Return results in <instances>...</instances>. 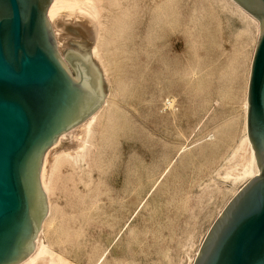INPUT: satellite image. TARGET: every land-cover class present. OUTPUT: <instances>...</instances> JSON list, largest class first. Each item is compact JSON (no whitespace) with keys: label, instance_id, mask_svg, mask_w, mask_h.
<instances>
[{"label":"rangeland","instance_id":"374dc122","mask_svg":"<svg viewBox=\"0 0 264 264\" xmlns=\"http://www.w3.org/2000/svg\"><path fill=\"white\" fill-rule=\"evenodd\" d=\"M219 6L165 0L164 35L149 38L165 42L155 54L142 38L136 51L103 46L105 64L92 58L111 98L96 125L109 141L81 171L64 164L54 183L57 212L42 240L66 264H192L246 183L231 182L246 161L244 102L259 21L228 18ZM78 29L65 23L62 31L84 39Z\"/></svg>","mask_w":264,"mask_h":264},{"label":"water","instance_id":"95a60500","mask_svg":"<svg viewBox=\"0 0 264 264\" xmlns=\"http://www.w3.org/2000/svg\"><path fill=\"white\" fill-rule=\"evenodd\" d=\"M52 0H0V264L34 249L47 200L40 184L46 150L102 104L107 88L80 39L57 49ZM259 21L247 87L246 133L258 174L228 201L192 264H264V0H233Z\"/></svg>","mask_w":264,"mask_h":264},{"label":"bare ground","instance_id":"6f19581e","mask_svg":"<svg viewBox=\"0 0 264 264\" xmlns=\"http://www.w3.org/2000/svg\"><path fill=\"white\" fill-rule=\"evenodd\" d=\"M216 2L221 4L219 6L220 9L226 10V17L229 18L230 15L235 14L237 17L254 24L257 28L256 19L233 0H216ZM164 3L165 0H52L47 10V21L52 28L57 49L67 67L68 63L61 53L66 49H71L72 43L80 40V38L78 40L68 38L62 31L65 23H70L79 28L78 31L83 35L84 40L91 43V57L97 61L102 60L105 64L102 48L113 42L119 43L120 49L123 46L124 49L136 51L140 46L142 38H145L148 43L146 54H150V56L156 53L157 47L165 45L162 37L152 41L149 39L155 31L160 32L162 36L164 35ZM177 11V7L174 6L173 14ZM109 36H111L110 41H108ZM173 41H176V39ZM101 65L103 64L101 63ZM173 75H175V72ZM110 99V96L104 98L102 104L92 115L71 130L61 134L56 142L44 153L39 177L41 187L47 199L48 210L41 223V229L36 236L33 251L18 264H66L63 259L57 258L52 253V249L48 245H45V242L42 240L49 225L55 219L57 212L50 196L60 169L64 164H67L71 170L81 171L84 165L98 160L103 155L106 143L109 140L108 137L101 140L98 139V131L96 130L98 127L96 125H98L97 123L100 119L107 116L111 106ZM246 110L247 101L245 99L243 122L244 147L242 151L244 152L242 156H245V158H241V163L246 161L232 179V185L241 180L247 182L259 172L254 151L246 133ZM108 121L110 120L108 119ZM66 141L68 142L65 143ZM69 177L71 176L69 175ZM69 225L68 227H70ZM63 232L66 236L65 239L68 238V230L64 229ZM59 243H61V240Z\"/></svg>","mask_w":264,"mask_h":264}]
</instances>
